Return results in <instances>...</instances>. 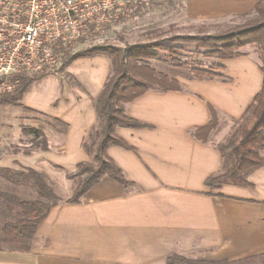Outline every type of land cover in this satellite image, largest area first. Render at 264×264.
<instances>
[{"label":"crops","instance_id":"1","mask_svg":"<svg viewBox=\"0 0 264 264\" xmlns=\"http://www.w3.org/2000/svg\"><path fill=\"white\" fill-rule=\"evenodd\" d=\"M188 1L195 15L219 19L249 15L263 0ZM242 52L221 60L226 80L190 79L183 90H150L129 102L127 114L148 126L119 127L129 147L111 146L108 155L133 185L105 176L79 203L67 202L73 192L67 173L89 159L82 143L96 123L95 101L111 60H74L65 73L35 82L21 106L0 107V148L13 145L0 168L34 169L62 198L29 238L4 233L9 213L15 220L19 210L0 202V264H168L173 254L237 261L264 253V167L249 177L253 188L205 184L222 166L218 143L263 86L258 54ZM209 105L220 124L203 143L191 132L209 123ZM24 127L42 129L49 148L26 152L32 136ZM0 185L37 197L31 180L14 184L0 176Z\"/></svg>","mask_w":264,"mask_h":264},{"label":"trees","instance_id":"2","mask_svg":"<svg viewBox=\"0 0 264 264\" xmlns=\"http://www.w3.org/2000/svg\"><path fill=\"white\" fill-rule=\"evenodd\" d=\"M137 1L139 2V0H125L118 22L126 18L125 11L129 9L134 15L138 14V9L133 8V2L137 3ZM254 12L255 15L247 18L243 23L218 29L214 33L172 35L147 43L124 46L98 43L78 51L64 50L61 73H65L66 67L79 58L102 55L111 60L110 74L95 101L96 123L82 143L89 159L78 163L75 171L67 173L70 179L76 180L72 195L67 199L68 203H79L83 196L105 176L112 177L126 187L133 185L108 155V149L111 146L129 147L117 134L119 127L148 126L130 117L127 114L126 105L150 90L162 92L183 90L182 84L177 79L159 72L152 65V61H163L176 68H188L192 79L226 80L223 64L216 62L207 67L202 63L191 62L185 59V52L221 61L243 56L242 49L254 46L258 54L260 70L264 76V0L255 5ZM47 75L21 74L15 77L18 80L15 88L10 92L0 93V107L21 106L24 95L33 84ZM209 109L211 112L209 123L196 127L191 132L203 143L210 141L212 133L220 124L218 110L212 105H209ZM23 134L32 136L31 146L25 149L26 152L33 148L42 150L49 148L42 129L24 127ZM217 148L221 153L222 166L217 173L207 177L206 186L210 190L220 188L224 184L253 188L254 184L249 177L264 167V80L262 89L256 94L243 115L234 121L231 131L223 141L218 143ZM18 151H20L19 148L14 149V152ZM0 176L14 184L26 180L32 181V188L37 192L36 198H26L14 190H0V198L10 208L21 209L15 220L14 216H11L12 213H9L10 220L4 222V233L11 238L34 236L38 225L47 217L51 208L62 201V198L44 174L34 169L0 168ZM259 261H264V253L237 261L194 260L180 254L168 257V264H258Z\"/></svg>","mask_w":264,"mask_h":264},{"label":"built area","instance_id":"3","mask_svg":"<svg viewBox=\"0 0 264 264\" xmlns=\"http://www.w3.org/2000/svg\"><path fill=\"white\" fill-rule=\"evenodd\" d=\"M125 0H0V93L18 75L60 74L64 50L101 36Z\"/></svg>","mask_w":264,"mask_h":264},{"label":"rangeland","instance_id":"4","mask_svg":"<svg viewBox=\"0 0 264 264\" xmlns=\"http://www.w3.org/2000/svg\"><path fill=\"white\" fill-rule=\"evenodd\" d=\"M135 2H133V8L138 9L139 12L137 15H134L130 9L125 11V19L110 26L101 36L81 45L75 49V51L98 43L124 46L125 44L147 43L158 38L172 35H194L201 32L214 33L218 29L243 23L247 18L255 15V12L253 11L249 15L242 17L237 16L213 19L195 15L189 6L188 0H139V2ZM242 51H247L248 54L257 53L254 46L246 47L242 49ZM185 53V59L191 62L202 63L207 67L216 62L221 63V61L216 58L195 55L190 52ZM162 55L165 54L162 53ZM257 61H259V59ZM152 65L159 72L177 79L182 86H185L186 81L192 79V74L188 68H176L163 61L156 60L152 61ZM12 147L13 145L10 147H1L0 156L6 154L7 148L10 150ZM71 183V186L74 189L76 186V180H72ZM0 190L12 189L0 185ZM14 191L18 192L17 190ZM0 202L5 203L1 198ZM14 209L17 211L21 210L20 208ZM11 216L13 217L14 215L11 214ZM258 264H264V261H259Z\"/></svg>","mask_w":264,"mask_h":264}]
</instances>
